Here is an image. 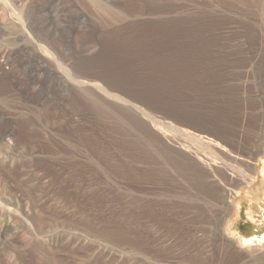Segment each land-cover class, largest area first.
Returning a JSON list of instances; mask_svg holds the SVG:
<instances>
[{"label": "rangeland", "instance_id": "1", "mask_svg": "<svg viewBox=\"0 0 264 264\" xmlns=\"http://www.w3.org/2000/svg\"><path fill=\"white\" fill-rule=\"evenodd\" d=\"M97 2L0 0V264H258L264 178L179 147L174 79L192 63L222 91L209 116L264 134V0ZM45 18L76 21L69 43Z\"/></svg>", "mask_w": 264, "mask_h": 264}, {"label": "crops", "instance_id": "2", "mask_svg": "<svg viewBox=\"0 0 264 264\" xmlns=\"http://www.w3.org/2000/svg\"><path fill=\"white\" fill-rule=\"evenodd\" d=\"M220 90H215L212 79H207L205 75H196L192 63L185 64L183 70L177 69L174 79L175 142L179 143L182 149L189 130L198 136L213 140V143L229 144L239 155L240 166L244 169L238 174L230 171L231 179L236 178V181L251 183L250 180L254 176L257 177L255 174L257 172L258 177L262 175L264 178V134L261 127L254 124L240 132L239 129L244 123L238 122L240 118L236 113L237 110L233 113L232 125L228 113L225 120L221 115L217 117L208 115V112L215 109L214 98L222 95ZM216 108L221 109V105H216ZM248 112L249 118L254 119L256 111ZM208 120H210L209 125Z\"/></svg>", "mask_w": 264, "mask_h": 264}, {"label": "bare ground", "instance_id": "3", "mask_svg": "<svg viewBox=\"0 0 264 264\" xmlns=\"http://www.w3.org/2000/svg\"><path fill=\"white\" fill-rule=\"evenodd\" d=\"M97 2V0H96ZM97 3H100V2H97ZM35 11V10H34ZM32 12V11H31ZM37 12V11H36ZM47 12V11H46ZM43 14V13H42ZM45 14V13H44ZM29 15V14H28ZM39 15V14H38ZM47 15V14H46ZM37 17V16H36ZM46 17V16H45ZM48 17V16H47ZM29 18V17H28ZM36 19V18H35ZM42 19V18H41ZM44 19V18H43ZM70 20V18H68ZM38 20V19H37ZM46 22L51 24L53 26V28L56 30V33L59 34V36L61 37V39H63V41H70V37L72 35V30H73V27L74 25L72 24L73 22L71 21H65L64 22H61V24H54L52 21H50V19L48 18H45ZM45 20H43L44 22L42 23H45ZM30 21L29 23H31V26L34 24H32V21L31 20H28ZM76 22V21H75ZM46 23V25H47ZM75 24V23H74ZM50 25V26H51ZM76 25V24H75ZM37 27V26H36ZM35 27V28H36ZM39 27V26H38ZM45 27V26H44ZM33 28V27H32ZM43 28V27H41ZM52 28V29H53ZM33 30V29H32ZM50 30V29H49ZM37 34H40V33H37ZM49 35V34H48ZM51 35V34H50ZM41 36V34H40ZM49 37V36H48ZM52 37V36H51ZM41 38V37H40ZM53 40V39H51ZM55 41V40H54ZM50 42V41H49ZM7 43V42H6ZM67 43V44H68ZM74 43V42H73ZM54 44V43H52ZM64 44V43H63ZM5 45V44H4ZM66 47V46H65ZM70 50V49H69ZM76 50V49H75ZM74 54V53H73ZM65 56V55H63ZM69 57V56H68ZM1 66V65H0ZM52 69V68H51ZM53 70V69H52ZM60 73H62V71L60 70ZM55 74V73H54ZM57 76V75H56ZM62 76L65 77L64 73H62ZM42 82H43V85L46 86L47 88V93L49 94V97H50V100L53 102V104L55 105H60L63 101H64V94L61 92V86L60 83H61V78H56L55 76H53L52 74L48 73V72H44L43 73V76H42ZM65 83V82H64ZM64 88V87H63ZM66 91V90H65ZM46 92V91H45ZM64 92V91H63ZM48 96V95H47ZM7 130H9L7 128ZM264 172V171H263ZM251 176V174L249 175ZM261 190H259L260 192ZM251 192V191H249ZM245 197H249V196H253L252 198H255V194L254 193H246L244 194ZM250 215L253 217L254 215L252 214L253 211L252 209L250 210ZM230 225V223H228ZM221 229V226L218 228V230ZM219 235L221 237L225 236L223 231H220ZM264 240V234L262 237H257V239L255 237H252V238H249L247 240L244 241V243L246 244H249V246L252 244V243H257V242H262ZM254 244V245H255ZM263 245V244H262ZM261 245V246H262ZM258 247V246H257ZM256 248V247H255ZM252 254H255L256 255V259L258 261V264H264V247L263 248H260V245H259V248L258 249H255L251 252ZM254 256V255H253ZM253 258V257H252ZM253 264V263H252Z\"/></svg>", "mask_w": 264, "mask_h": 264}]
</instances>
